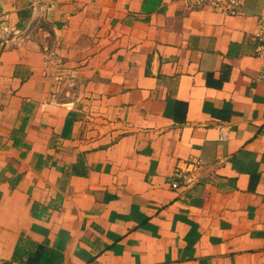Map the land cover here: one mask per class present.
I'll use <instances>...</instances> for the list:
<instances>
[{"label": "crops", "instance_id": "1", "mask_svg": "<svg viewBox=\"0 0 264 264\" xmlns=\"http://www.w3.org/2000/svg\"><path fill=\"white\" fill-rule=\"evenodd\" d=\"M263 11L0 0V264H264Z\"/></svg>", "mask_w": 264, "mask_h": 264}, {"label": "built area", "instance_id": "2", "mask_svg": "<svg viewBox=\"0 0 264 264\" xmlns=\"http://www.w3.org/2000/svg\"><path fill=\"white\" fill-rule=\"evenodd\" d=\"M187 8H209L222 14L234 15L245 0H180ZM255 53L263 59L259 70V79L264 81V11L257 19L255 33ZM197 161L188 163L190 168L197 166ZM189 178L184 168L176 167L169 181L171 188H180L188 183Z\"/></svg>", "mask_w": 264, "mask_h": 264}]
</instances>
